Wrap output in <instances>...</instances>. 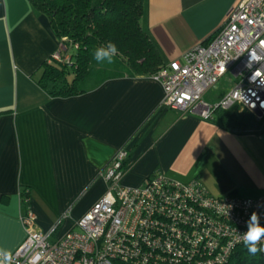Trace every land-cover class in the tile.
Instances as JSON below:
<instances>
[{"label": "crops", "instance_id": "crops-1", "mask_svg": "<svg viewBox=\"0 0 264 264\" xmlns=\"http://www.w3.org/2000/svg\"><path fill=\"white\" fill-rule=\"evenodd\" d=\"M239 1L144 0L141 25L168 64L209 40ZM58 49L46 17L28 0H0V249L12 252L25 237L22 188L37 234L56 222L57 236L75 229L105 194L100 172L121 147L128 153L125 185L159 172L198 178L217 196L264 197V131L234 133L165 108L152 75L118 76L88 92L51 97L37 80ZM227 85L226 76L217 85L222 94Z\"/></svg>", "mask_w": 264, "mask_h": 264}, {"label": "built area", "instance_id": "built-area-1", "mask_svg": "<svg viewBox=\"0 0 264 264\" xmlns=\"http://www.w3.org/2000/svg\"><path fill=\"white\" fill-rule=\"evenodd\" d=\"M64 46L49 61L69 63ZM218 100L205 99L222 78ZM163 88L161 105L210 119L217 108L239 105L264 115V0H240L206 42L162 65L152 75ZM127 150L117 149L100 172L105 194L56 235L35 232L29 208L21 215L25 237L9 264H227L243 245L256 212L264 225V197L211 194L198 178L179 181L155 173L139 186L121 182Z\"/></svg>", "mask_w": 264, "mask_h": 264}, {"label": "trees", "instance_id": "trees-1", "mask_svg": "<svg viewBox=\"0 0 264 264\" xmlns=\"http://www.w3.org/2000/svg\"><path fill=\"white\" fill-rule=\"evenodd\" d=\"M144 0H28L44 15L64 46L69 63L46 60L39 86L51 97L88 92L105 80L118 76H151L164 65L162 51L141 25ZM109 41L118 55L109 63H97L94 52ZM208 41V40H207ZM239 105L217 108L210 119L234 133L264 131V115ZM23 211L30 208V193L20 191ZM114 264H123L114 260ZM227 264H264V253L250 255L244 245L236 248Z\"/></svg>", "mask_w": 264, "mask_h": 264}, {"label": "clouds", "instance_id": "clouds-1", "mask_svg": "<svg viewBox=\"0 0 264 264\" xmlns=\"http://www.w3.org/2000/svg\"><path fill=\"white\" fill-rule=\"evenodd\" d=\"M118 52L117 45L109 41L105 46L95 49L94 59L97 63L104 61L110 63ZM242 242L250 255L264 253V225L260 223V217L256 212H253L247 221V230L242 234ZM11 259L9 251L0 249V264H9Z\"/></svg>", "mask_w": 264, "mask_h": 264}, {"label": "rangeland", "instance_id": "rangeland-1", "mask_svg": "<svg viewBox=\"0 0 264 264\" xmlns=\"http://www.w3.org/2000/svg\"><path fill=\"white\" fill-rule=\"evenodd\" d=\"M222 92V90H219V87H214L208 92L207 97L213 99L212 97L214 96L215 99L217 98L216 100H218L221 97ZM257 117L260 118L259 116Z\"/></svg>", "mask_w": 264, "mask_h": 264}, {"label": "water", "instance_id": "water-1", "mask_svg": "<svg viewBox=\"0 0 264 264\" xmlns=\"http://www.w3.org/2000/svg\"><path fill=\"white\" fill-rule=\"evenodd\" d=\"M258 116H260L261 115V112L260 111H258V110H255L254 111Z\"/></svg>", "mask_w": 264, "mask_h": 264}]
</instances>
